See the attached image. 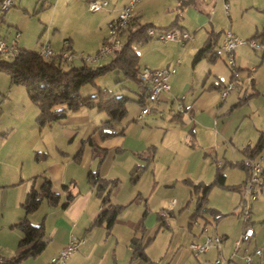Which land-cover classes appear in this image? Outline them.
<instances>
[{
    "label": "crops",
    "instance_id": "1",
    "mask_svg": "<svg viewBox=\"0 0 264 264\" xmlns=\"http://www.w3.org/2000/svg\"><path fill=\"white\" fill-rule=\"evenodd\" d=\"M108 1H110L108 8L102 11L104 17L97 34L98 41L105 40L109 22L116 18L131 0ZM16 2L15 0V4ZM224 2L229 4L227 16L232 23L234 33L247 39L264 42V0H144L136 5L130 31L123 35L124 44L128 34L142 25H149L160 30L173 28L188 31L181 18L189 14H193L195 20L188 27L201 29L209 24L212 29L207 31V37L204 40L194 37L191 43H188L189 41L186 44L175 41L163 43L151 38L147 43L134 46L139 56L138 66L141 70L145 67L160 69L176 66V72L169 77L170 91L163 94L151 113L138 119L140 110L138 115L130 116L131 118L127 121L124 122L123 119L121 123L114 125V134L108 137H105L101 130L107 119L102 120L101 112L97 109L83 108L78 112L69 113L65 119L41 126L38 123L40 108L30 100L26 88L12 84L10 77L7 79L2 77L4 72L0 73V250L3 257L13 260L20 251L19 245L23 232L17 225L26 217L23 202L33 187L41 186L42 176H48L53 184V192L60 195V202L52 206L48 200H43L39 209L27 217L31 224L43 225L45 249L40 254L28 255L14 264H51L55 254H58L73 237L85 242L66 264L159 263L153 260L145 250L154 243L161 230L169 228L166 213H158V223L155 224L153 231L145 225L144 221L148 210L145 211L143 218L125 222L126 225L121 229L119 227L121 212L112 227L107 226L106 220L97 223V219L100 213L111 205L121 206L123 209L124 204L121 201L113 202L111 196L113 190L123 183V175H135L146 168H152L155 173L159 166L168 170L176 163L181 165L180 172L188 173L192 162L188 159L182 160L183 157L178 158L179 151L175 140L172 139L175 134H181L182 140L190 138L191 143L193 142L192 144L199 148V151L211 147L212 142L226 138L229 125L225 118H220V115L235 87L225 99L222 98L221 93L229 82H234L236 86L240 80H235L231 75L228 83L221 80L216 82L212 79V82L208 84L212 70L210 69L204 76L205 67H197L204 59L215 63L221 56L223 35L226 30L217 33L213 21L207 22L204 15L215 18L218 12L224 13ZM23 3L24 0H21L18 5L21 7ZM139 5L152 9L155 15L146 16L143 6L139 8ZM6 13L4 17L7 16ZM13 14L17 20L15 24H8L9 28H14V39L9 41L6 38L9 42H15L22 49L39 51L46 43L54 49L52 44L54 41L55 53L68 51L78 55L74 50L73 37L60 36L58 40L60 44H57L56 34H59L60 30L55 29L52 38L47 37L43 40L45 31H41V22L31 17L27 8H18V11ZM197 30L194 31L195 34ZM18 34L20 35L17 36ZM210 36L215 40V49L202 61L195 62L197 53L206 45ZM153 41L155 42L151 43ZM241 47L243 46L237 48L236 54ZM114 57L115 53L111 55L112 59ZM178 60L181 61L179 64H177ZM237 60L242 61L244 57L236 55ZM76 61L78 62L79 59L73 63L75 64ZM80 66L83 65L79 64L77 67ZM242 70L240 68V71ZM215 77L218 79L217 76ZM254 82L255 80L252 79V83ZM143 93L142 88L137 89L138 104ZM254 94L256 92L252 93ZM238 98L241 99L239 95L237 98L234 95L230 104ZM177 103L184 106V111L176 114L173 111L177 110ZM139 106L142 108L140 104ZM89 139L92 140L93 145ZM253 139V135L247 137V146H254ZM179 143L182 142L179 141ZM246 147L241 151L245 160L237 165L245 170L247 179V166L251 159L243 152ZM171 151L173 155L169 157ZM167 154L168 157H165ZM168 160L173 163L163 164L162 161ZM219 163L216 162V166ZM202 164L203 166H200L198 170L204 175L214 173L215 179L218 167L213 169L212 164L206 165L205 159ZM136 169H138L137 172H135ZM89 173H95L100 178L117 183L111 189L108 204L103 203L97 186L90 183ZM223 173L225 174L224 171ZM225 176L227 179L226 174ZM191 179L187 178L183 181L186 183L189 180L196 184H210L214 181L213 179L211 182L210 180L194 182ZM64 186L67 189L63 188ZM243 187L240 186L241 190L238 191L242 192ZM263 192L264 189L261 193ZM160 217L163 219L164 226L161 225L163 222L159 220ZM261 230L259 227V231H255L253 244L247 251H243L239 258L232 255L233 251H224L225 242L229 236L220 235L223 237L222 249L212 248L205 253L209 255V262L214 264L216 257L221 255L224 259L229 258V264L235 262L248 264L243 256L253 254L256 248L262 247L263 254L254 256L249 264H264V239ZM136 239L144 247L143 251L147 260L133 255V240ZM204 240L205 235L202 230L199 235L196 234L193 242L201 243Z\"/></svg>",
    "mask_w": 264,
    "mask_h": 264
},
{
    "label": "rangeland",
    "instance_id": "2",
    "mask_svg": "<svg viewBox=\"0 0 264 264\" xmlns=\"http://www.w3.org/2000/svg\"><path fill=\"white\" fill-rule=\"evenodd\" d=\"M16 1L15 7L8 10L7 16L3 17L4 22L0 23V35L2 37L7 38L9 41L14 39V28H9L8 24H15L17 17L13 13L18 11V8H27L32 15L31 17H34L37 22H41V31H45L43 40L47 37L52 38L54 30L59 29V34H56L57 44H60L58 43L60 36L64 38L73 37L74 50L78 53L76 55L79 58H82V56H95L100 51L104 41L100 39L99 43L96 38L100 31V23H103L102 17L104 15L102 12L94 14L90 12L88 9L89 0H24L21 7L18 5L21 0ZM142 1L144 0H141L139 4ZM142 6L146 16L155 15V11L146 9L144 5H139V8ZM2 15L3 11L0 7V17ZM204 16L207 22L213 21L217 33L223 30L234 32L232 23L225 11L224 13L218 12L215 18L214 16ZM183 18H181V21L186 24L193 38L198 37V39L202 38L204 40L207 37V31L212 29L208 23L206 28H197L198 30L188 27L195 20L193 14H189L187 17L183 16ZM195 30H197L196 34L194 33ZM192 39L188 43H191ZM50 40L52 41V39ZM54 43L52 41L53 48L56 49ZM262 54L261 51H255L248 45L237 51V57L239 55L244 57L242 61H235L239 70L238 78L236 77L235 80H240V83L234 85L235 90L220 115V118H225L229 125L225 139L212 142L211 147L199 151V148L194 147L193 142L191 143L190 138L182 140L181 134L173 136L172 139L175 140L179 151L178 158L183 157L182 160L188 159L192 162L187 174L180 172L181 165L177 163L173 164L168 170H164L159 166L155 173L152 168L141 169L135 175H123V183L119 184V187H116L112 192V201H121L124 204L119 215L120 229L126 225L125 222L143 218L145 211L148 210L144 221L145 225L153 231L155 224L158 223V213H166L169 228L166 227L161 230L154 243L145 250L153 260L159 262L158 264H212L211 261L209 262V255L196 256L190 249V244L195 239L196 234L199 235L203 230L205 223H207L208 233L204 235L224 234L229 236V239L225 242L226 249L224 251H233L232 255L238 258L241 257L243 251H237L235 240L237 241L240 238L247 226H252L256 232L259 231L260 227L264 239V192H260L258 200L253 203L252 219L250 223L246 224L243 221L242 209L244 188H242V192H239L238 190L233 191L225 187L214 186L203 208L199 211V216L194 220L193 214L196 213L198 207L197 196L192 193L193 188L183 181L192 178L191 180L194 182L197 180H210L211 182L214 179V173L213 175H204L203 172L198 170L200 166H203L202 162L205 159L206 165L212 164L213 169L219 166H216V162L221 163V167L227 175V185L240 187L245 182L246 172L240 168V165H237V163L245 160V156L241 151L248 144L247 137L253 135L252 142L255 145L258 141V130L264 128V59H262ZM226 59L225 53L221 51V56L215 63L204 59L202 63L198 64L197 67H205L204 76L210 69L212 70L213 73L208 84L212 82V79L216 82L220 80L224 83L229 82L230 76L233 74L226 63ZM80 60L76 61L75 64H65V68L77 67L79 64L83 65V61ZM111 61L112 58L109 55L100 60L99 63L87 65L98 67L107 65ZM190 68L193 71L192 65H190ZM240 68L243 70L240 71ZM2 77L9 79V76L4 73ZM252 79L255 80L254 83H252ZM99 88L115 92L118 96L123 95L130 98L126 105L128 114L124 122L131 118L130 116L138 115V111L142 109L137 103V85L132 80H126L122 72L112 71L99 76L94 84L84 86L80 94L84 98L93 96L97 94ZM253 92H256V94L252 95ZM234 95L236 98L239 95L241 99L238 98L230 104V100ZM100 117L102 120L107 119L106 113L103 112L100 113ZM179 141L182 143H179ZM216 152L218 153L217 157ZM172 153L173 151H171L169 157L173 155ZM260 154L264 156V149ZM165 157H168V154ZM162 162L170 165L173 163H171V160ZM143 164L146 165L145 162ZM172 200H176L177 205H172ZM258 206L261 207L258 208ZM258 248L262 249V247ZM218 257L219 255L215 261ZM238 258L236 259L238 260ZM228 259L225 257L223 264L227 263ZM237 262L239 263V261ZM232 264H236V262Z\"/></svg>",
    "mask_w": 264,
    "mask_h": 264
},
{
    "label": "trees",
    "instance_id": "3",
    "mask_svg": "<svg viewBox=\"0 0 264 264\" xmlns=\"http://www.w3.org/2000/svg\"><path fill=\"white\" fill-rule=\"evenodd\" d=\"M2 1L0 0V5ZM4 15L0 17V23L2 21L4 22ZM131 24L124 31V34L130 31ZM150 28L153 27L142 25L136 31H131L127 39H125L126 41L122 50L117 51L115 57L107 65L93 67L84 63L80 67L65 68V64L68 63L60 57L45 58L38 51L19 48L16 56L8 57L11 58L10 60L0 56V73L4 72V74H7L12 84L26 88L30 100L40 108L38 123L41 126L65 119L69 113L78 112L83 108L97 109L99 112L106 113L107 115V120L103 123L101 130H103L102 134L108 137L114 134V125L121 123L125 119L127 114L126 105L130 98L123 95L118 96L115 92L101 88L98 89L97 94L86 98L82 97L80 92L84 86L94 84L95 80L101 75L112 71L122 72L126 80H132L138 88L143 89L144 93L141 94V98L139 99V104L143 107L147 103L149 87L138 79L141 69L138 66L139 56L134 46L147 43L151 40L152 37L147 33ZM171 29L173 28H166L164 30ZM214 49L215 40L210 36L206 45L197 53L195 62L202 61V59L208 57ZM257 140L254 146L249 145L243 151L251 160L262 156L260 153L264 149V129L259 131ZM89 142L93 145L91 139H89ZM217 167L215 179L210 184H196L189 180L186 181L193 188L192 193L197 196L198 207L196 213L193 215L194 220L199 216V211L203 208L214 186L225 187L233 191L241 190L240 187L227 185L226 176L223 173L222 167ZM247 167V176H249L250 164ZM89 174L90 183L97 186L98 192L103 198V203L108 204L111 189L117 183L109 179L100 178L95 173ZM42 180L41 186L39 188L33 187L23 202L26 217L17 225L23 232V238L19 245L20 251L13 260H7L6 264L17 263L25 259L28 255L40 254L45 249L43 225L35 226L29 222L27 217L39 209L43 200H48L50 205L56 206L60 202V195L53 192V184L48 176H42ZM245 184L246 181L242 186L245 187ZM63 188L67 189L66 186ZM121 210V206H109L100 213L97 223L106 220L107 226L112 227ZM159 220L163 222L161 217ZM161 225L164 226V222ZM133 245V255L147 260L141 242L137 239L133 240Z\"/></svg>",
    "mask_w": 264,
    "mask_h": 264
},
{
    "label": "built area",
    "instance_id": "4",
    "mask_svg": "<svg viewBox=\"0 0 264 264\" xmlns=\"http://www.w3.org/2000/svg\"><path fill=\"white\" fill-rule=\"evenodd\" d=\"M141 0H131L130 3L125 6L120 14L112 19L108 25V35L105 38L104 43L100 49V51L95 54V56H86L79 58L74 53H68V51H61L60 53H55L49 43L44 44L41 49L38 51L41 56L45 58H53L60 57L67 63H73L76 59H81L86 64H95L100 62V60L108 57L116 53L117 51L122 50L124 42L122 37L124 35V31L130 26L133 17L134 10L136 5ZM110 4L108 0H89L88 9L90 12L97 13L105 11ZM15 6V0H3L0 7L3 11V15L10 8ZM229 4L225 2L224 11L225 13H229ZM2 15V16H3ZM148 35L152 37V39L159 40L163 43L169 41H175L177 43L186 44L193 37L192 35L182 29H172V30H160L155 28L148 29ZM18 34L17 36H19ZM250 46L255 51H261L264 54V42L258 41L257 39H244L236 35L232 30H226L223 35L222 42V50L226 55V63L231 68L232 74L234 78H238V68L236 64V50L240 46ZM19 52V47L15 42H9L6 38L0 36V56L9 57L16 56ZM179 64L181 61H177ZM176 72L175 67H165L160 69H151L149 67H145L139 73L140 81L149 87L148 99L147 103L142 107L141 113L138 117L140 119L143 115L149 114L152 112L155 104H158L163 94L167 93L171 89V85L169 82V77ZM234 83H228L221 93L222 98L225 99L231 90L234 89ZM178 107L176 112L180 113L184 111V106L180 103H177ZM221 167V163L218 164ZM264 157L260 156L256 159L251 160L250 162V173L248 179L246 180V184L244 187V199H243V217L246 224L251 222L252 219V208L253 203L258 200L259 194L264 187ZM177 203L176 200H172L171 204L175 205ZM203 233H208L207 225L203 227ZM255 230L252 226H247L240 238L236 241L237 251H247L249 246H251L254 242ZM84 240H79L73 237L70 242L61 250L58 254L52 258L51 264H66L68 259L80 248V245L83 244ZM223 238L218 235H205V240L201 243L192 242L190 244V249L192 252L198 256L207 253L212 248H217L218 250L222 249ZM263 254V249L256 248L253 251V254H245L243 258L246 263H251L254 256H261ZM4 255L0 250V264H6L7 259L3 257ZM223 257L220 255L215 262V264H223ZM228 264V261H226Z\"/></svg>",
    "mask_w": 264,
    "mask_h": 264
}]
</instances>
